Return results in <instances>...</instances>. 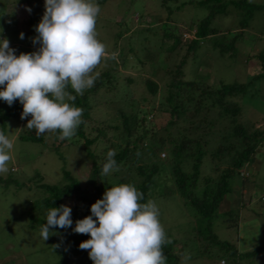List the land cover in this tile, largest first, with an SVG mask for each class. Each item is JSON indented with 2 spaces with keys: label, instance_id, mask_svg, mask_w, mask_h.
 Wrapping results in <instances>:
<instances>
[{
  "label": "trees",
  "instance_id": "1",
  "mask_svg": "<svg viewBox=\"0 0 264 264\" xmlns=\"http://www.w3.org/2000/svg\"><path fill=\"white\" fill-rule=\"evenodd\" d=\"M20 1L26 3L28 9H31V12L28 11L27 29L19 27L15 17L5 15L0 9V36L1 39L9 40L10 47L15 49V53H31L40 47L39 44L32 43L33 38L38 35L35 31L38 12L33 0ZM162 1L166 3V0ZM196 3L208 9L204 17L196 21L195 25L192 22L184 23V30L179 35L174 33L163 35L166 39L172 40V50L183 44L188 51H191L203 38H209L210 47L213 49L216 47V41L222 38L218 29L211 25L215 16L232 13L236 16V24L242 32L248 26L254 11L264 7L262 4L249 0H197ZM184 31H192L193 37H185ZM21 33L24 34L23 39L20 38ZM119 34H115L114 37H119ZM236 38L238 34L226 43L223 42V45H226L224 48H234ZM29 39L31 43L27 46L25 42ZM14 40L18 43H14ZM114 46L112 49L118 51V56H122L124 48L133 49L131 47L133 45L127 46V43L119 49L116 40ZM149 49L144 48V54H141L140 48L138 49L140 54L137 55V62L141 69L154 58V63L157 62L156 54ZM219 50L222 52V48ZM254 57L259 62L260 70L247 82H219L213 88L200 80L184 79L185 58H181L175 64L176 68L172 73L167 66L162 68L163 72H160L165 81L163 84L143 73L134 77V80L138 79L142 85L138 84L133 89L131 84L127 83L131 82L133 77H128L124 71L118 69L119 64L125 63V58L121 57V61L109 59L112 66L98 70L99 78L93 87L84 91L83 95L76 94L71 86H68L67 90L76 98L74 101L67 102L83 109V123L78 127L73 138L60 140L58 132H47L38 136L35 131H28L19 135L21 139L41 144L48 141L51 150L59 154L62 162L64 160L60 148L73 142L80 146L88 162L86 185L81 186L71 172L62 166L66 181L62 184L39 182L37 186L43 190L44 194L32 200L24 211L30 226L41 229V226L46 223L49 208L60 207L65 197L78 202V206L72 213L73 224L70 228L50 229L53 231L50 232L49 237L50 247L58 252L59 264H71L69 257L80 250L79 245L82 241L90 238L87 234H77L73 231L75 222L91 215V205L98 199H102L108 188L121 183L132 184L144 194L141 203H146L152 187L158 182L157 179L165 173H167L165 178L169 179L171 184L164 181L162 193L167 195L177 192L193 208L192 230L207 239L208 243L216 247L215 250L221 251L220 259L223 260V264H237L241 257L250 258L264 252V246L239 252L232 243L219 239L212 229L218 206L225 195L231 191L232 179L238 177L240 182L247 180L248 174L243 175L242 169L253 161L255 152L264 141V128L256 126L252 121L245 124L237 121L241 110L240 103L236 100L237 95L243 93L251 81L264 76V46L254 54ZM157 69L156 65L155 70ZM143 86L152 96H157L161 86L165 89L162 103L164 105L159 107V110L167 113L168 118L156 129L150 130L147 127V117L152 113L153 107L145 109L135 107L134 96H141L137 89ZM116 96L121 100H117ZM121 102L123 105H118ZM99 104L107 106L108 109L111 108V115L108 118L99 119L93 114ZM22 111L23 106L18 100L12 106L0 100V131L5 132L6 122L10 118L21 119ZM210 113H213V117H210ZM117 119L118 122H116ZM222 119H229L231 127L226 129L219 126L221 132H224L221 134L218 129V138L215 139L218 141L213 147L211 145L215 138L213 128L217 123L220 124ZM109 150L116 151L114 159L119 170H114L108 175H101ZM162 150L166 154L161 157ZM205 156L207 159L204 162L206 161L209 165L211 172L201 175V163ZM223 164L225 165L222 167ZM39 180H41L40 175ZM2 183L4 185L13 183L17 187L23 185L14 178L0 175V184ZM242 204L241 202V207ZM225 212L232 214V209H227ZM166 235L172 240L171 244L163 246L167 264H177L178 257L172 252V246L176 241L169 234L166 233ZM199 254L203 255L204 252Z\"/></svg>",
  "mask_w": 264,
  "mask_h": 264
},
{
  "label": "rangeland",
  "instance_id": "2",
  "mask_svg": "<svg viewBox=\"0 0 264 264\" xmlns=\"http://www.w3.org/2000/svg\"><path fill=\"white\" fill-rule=\"evenodd\" d=\"M196 1L166 0V3H162V0H96L101 8L96 25L98 39L106 45L107 50L110 53L114 51L112 48L115 47V40L119 49L126 43L127 46H134H131L133 48L131 50L124 48L122 56L116 59L121 61V57L125 58V63L119 64L118 69L124 71L128 77H133L131 82H127L131 84V88L134 89L138 84L142 85L138 79H134L143 73L163 84L165 81L162 68L167 66L172 73L176 68L175 64L181 58H185L183 78L200 80L211 88L217 86L219 82H247L260 70L254 54L264 46V7L254 11L248 26L242 32L236 24V16L232 13L215 16L211 25L218 29L222 38L216 41V47L213 49L210 47L209 38H203L191 51H188L183 44L177 49H171L172 40L166 39L163 35L166 36V33L179 35L184 30V23L192 22L195 25L196 21L207 14L208 9L200 6ZM249 1L264 5V0ZM33 2L38 12L36 23L38 25L45 11V0H33ZM0 7L5 15L17 19L19 27L27 29L26 3L20 0H0ZM115 34H119V37L115 38ZM236 34L238 38L235 40V47L224 48L226 45L223 44L230 38L233 39ZM14 43L17 44L18 41L14 40ZM30 43L31 39L27 40L25 45L30 46ZM139 48L141 54L145 53L144 48H150L149 51L156 54L157 62L154 63V58L141 69L137 62ZM219 48H222V52ZM108 60L102 61L103 63L101 62L95 71L112 66L111 60ZM156 65L157 70H155ZM137 91L141 96H134L135 107L139 109L153 107L152 113L147 117V127L151 130L163 125L168 115L162 113L159 107L164 105L162 103L165 89L161 86L157 96L149 94L144 86ZM236 100L241 106L237 121L244 124L252 121L256 126L264 128V76L251 81L246 90L237 95ZM98 106L93 114L99 119L111 115V108L108 109L103 104ZM210 117H213V113H210ZM28 119H31V116L26 119L10 118L6 122L5 134L10 138L14 137L15 143L9 171L0 175L14 178L25 186L17 187L13 183L0 184V264H59L58 252L50 247L49 239L42 240L39 227L30 226L24 211L32 200L44 194L37 186L39 182L62 184L66 181L62 166L71 172L81 186L86 185L88 162L80 146L73 142L60 148L64 160L62 162L59 154L51 150L48 141L41 144L21 139L20 134L35 131L27 128ZM229 124H231L229 119H222L220 124L217 123L213 128L215 137L211 143L213 147L218 141L215 139L218 138L219 126L230 129ZM223 132L220 130L221 134ZM164 154H166L164 150L160 151L161 157ZM203 158L201 175L211 172L209 165L204 162L207 156ZM242 170L243 175L248 174L247 180L240 182L238 177L232 179L231 191L220 202L212 229L219 239L232 243L239 252H246L254 247L264 246V200L261 199L264 193V141L255 152L253 161ZM166 176L167 173L157 179L158 182L152 187L146 203L152 200L157 204L159 219L165 232L175 239L172 252L178 257L177 264H182L186 252L190 254L187 264H223L220 259L221 251L215 250L216 247L208 243L207 239L192 230L193 208L177 192L167 195L162 193L164 181L171 184ZM62 205L71 207L73 213L78 202L65 197L62 199ZM227 209H232V214L225 212ZM207 250L209 252H206ZM201 252L204 254L200 255ZM69 259L71 264H93L88 250L80 249ZM237 264H264V252L250 258L241 257Z\"/></svg>",
  "mask_w": 264,
  "mask_h": 264
},
{
  "label": "clouds",
  "instance_id": "3",
  "mask_svg": "<svg viewBox=\"0 0 264 264\" xmlns=\"http://www.w3.org/2000/svg\"><path fill=\"white\" fill-rule=\"evenodd\" d=\"M44 8L32 40L40 45L37 51L16 55L9 40L0 39V100L9 106L18 100L21 119L31 116L26 126L38 136L58 132L60 140L71 139L83 123V109L67 102L76 98L68 86L83 95L100 76L95 69L105 59L116 60L119 53H110L98 39L101 8L96 0H45ZM14 143V137L0 131V174L9 171ZM115 155V150L108 151L101 175L119 170ZM143 198L132 184L112 186L91 205V215L75 222V233L90 236L79 248L88 250L93 264H167L163 246L172 240L160 222L157 204L141 203ZM72 224L71 207H51L40 237L47 241L51 228ZM189 259L186 252L182 264Z\"/></svg>",
  "mask_w": 264,
  "mask_h": 264
},
{
  "label": "built area",
  "instance_id": "4",
  "mask_svg": "<svg viewBox=\"0 0 264 264\" xmlns=\"http://www.w3.org/2000/svg\"><path fill=\"white\" fill-rule=\"evenodd\" d=\"M183 35L185 36V37H188V38H192L193 37V32L191 31V32H183ZM261 199L262 200H264V193L262 194V196H261ZM223 262V261H222Z\"/></svg>",
  "mask_w": 264,
  "mask_h": 264
}]
</instances>
